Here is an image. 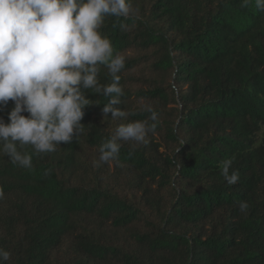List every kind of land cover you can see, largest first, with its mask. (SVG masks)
I'll return each instance as SVG.
<instances>
[{"label": "trees", "instance_id": "trees-1", "mask_svg": "<svg viewBox=\"0 0 264 264\" xmlns=\"http://www.w3.org/2000/svg\"><path fill=\"white\" fill-rule=\"evenodd\" d=\"M241 4L132 0L128 17H105L129 116H105L108 98L89 89L70 143L26 146L31 169L0 153L2 264H264V11ZM99 81L112 82L105 66ZM145 105L155 132L98 163L119 124L148 119ZM13 107L0 105L5 123Z\"/></svg>", "mask_w": 264, "mask_h": 264}, {"label": "clouds", "instance_id": "clouds-1", "mask_svg": "<svg viewBox=\"0 0 264 264\" xmlns=\"http://www.w3.org/2000/svg\"><path fill=\"white\" fill-rule=\"evenodd\" d=\"M251 2L242 0L241 6ZM255 4L264 11V0ZM133 11L132 0H0V105L14 103L8 123L0 119V153L31 169L26 146L34 154H45L61 142L70 143L74 134L84 131L81 120L90 105L85 94L89 89L108 98L105 116H129L120 107L124 92L119 73L125 57L114 55L110 38L100 30L105 17H128ZM101 66L108 69L110 84L100 83ZM144 110L150 114L147 120L119 124L100 144L98 163L118 162L121 142L146 143L157 128L158 113L150 105ZM232 163L224 160L221 169L229 185L240 178L238 171L230 173ZM239 208L245 211L247 202H240ZM9 255L0 248V264Z\"/></svg>", "mask_w": 264, "mask_h": 264}]
</instances>
